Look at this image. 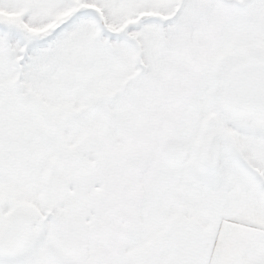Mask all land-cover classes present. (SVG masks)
Listing matches in <instances>:
<instances>
[{
  "label": "snow or ice",
  "instance_id": "snow-or-ice-1",
  "mask_svg": "<svg viewBox=\"0 0 264 264\" xmlns=\"http://www.w3.org/2000/svg\"><path fill=\"white\" fill-rule=\"evenodd\" d=\"M0 264H264V0H0Z\"/></svg>",
  "mask_w": 264,
  "mask_h": 264
}]
</instances>
